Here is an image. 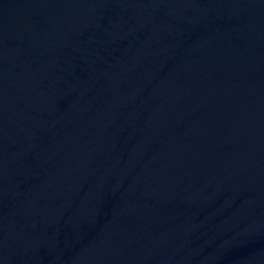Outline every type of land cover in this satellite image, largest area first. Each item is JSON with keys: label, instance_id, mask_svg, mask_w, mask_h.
Returning <instances> with one entry per match:
<instances>
[{"label": "water", "instance_id": "1", "mask_svg": "<svg viewBox=\"0 0 264 264\" xmlns=\"http://www.w3.org/2000/svg\"><path fill=\"white\" fill-rule=\"evenodd\" d=\"M0 264H264V0H0Z\"/></svg>", "mask_w": 264, "mask_h": 264}]
</instances>
